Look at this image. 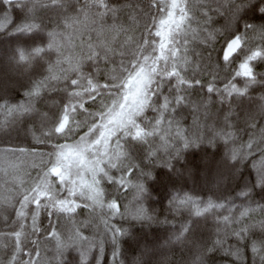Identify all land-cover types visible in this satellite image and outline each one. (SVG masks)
<instances>
[{
  "label": "snow or ice",
  "instance_id": "snow-or-ice-1",
  "mask_svg": "<svg viewBox=\"0 0 264 264\" xmlns=\"http://www.w3.org/2000/svg\"><path fill=\"white\" fill-rule=\"evenodd\" d=\"M0 17V264H264V0Z\"/></svg>",
  "mask_w": 264,
  "mask_h": 264
},
{
  "label": "trees",
  "instance_id": "trees-1",
  "mask_svg": "<svg viewBox=\"0 0 264 264\" xmlns=\"http://www.w3.org/2000/svg\"><path fill=\"white\" fill-rule=\"evenodd\" d=\"M2 17H0V22H2ZM8 41V38L0 36V50H3V48L6 46ZM163 195V194H162ZM158 207V205H157ZM41 219H43L45 221V223L43 224L44 227L47 226V222H46V218L45 217H41ZM30 223V221H29ZM7 229L4 228L3 224H0V231H6ZM3 243V237H0V244ZM41 246L45 251H42V256L44 257V261L45 264H48L49 261H51V264H55V261L51 259V255L50 253L47 251L48 249H50L52 247L51 244H46L43 239H41ZM219 260H222L223 258H218Z\"/></svg>",
  "mask_w": 264,
  "mask_h": 264
}]
</instances>
